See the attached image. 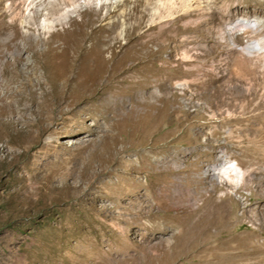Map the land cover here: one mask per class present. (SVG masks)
I'll return each instance as SVG.
<instances>
[{"label": "rangeland", "instance_id": "374dc122", "mask_svg": "<svg viewBox=\"0 0 264 264\" xmlns=\"http://www.w3.org/2000/svg\"><path fill=\"white\" fill-rule=\"evenodd\" d=\"M14 1L41 84L0 111V264H264V23L221 32L264 0Z\"/></svg>", "mask_w": 264, "mask_h": 264}, {"label": "bare ground", "instance_id": "6f19581e", "mask_svg": "<svg viewBox=\"0 0 264 264\" xmlns=\"http://www.w3.org/2000/svg\"><path fill=\"white\" fill-rule=\"evenodd\" d=\"M31 1L34 5H38L36 1ZM181 1L184 6V9H187L190 6V0ZM3 2L4 0H0V16L7 12L10 13L9 15L12 19L10 23V29L12 30V32L11 34H6L4 32L6 27H0V63H2V78H0V111L9 110L11 111V113H15V117L22 119V117H24L26 108L29 107V105H36L35 98L38 94L37 89L41 84V78L38 74L36 59H33V61H27L23 52H26L28 49H32V55L35 58V50L30 45L33 46L40 37L38 35V37H34L32 39H23L16 25V19L18 16L21 15L20 10H15L16 8H18V4L15 3L14 0H10L9 3L4 7V9H1V7L3 6ZM168 2V4L172 6L175 0H168ZM39 11L40 10L36 6L32 11V21H30L36 29L38 25V20L35 16L38 15ZM252 21L253 20L251 18H247V20L238 19L231 25H228V29L221 30L222 33L226 32L227 35L229 34V38L227 39L226 37L227 43L230 42L229 46L236 44L233 43L234 41H239L246 37V32L240 33L239 31H236L241 26H249L248 32L253 30L250 27ZM229 26L234 27L232 30H230ZM26 40H29L28 42L30 43V45L26 46L23 44ZM253 46L254 42L252 41L245 44L244 46L236 48L234 46L230 47L229 52L231 54H235L236 52L238 53V55H240L239 53H242L247 48ZM13 51H15L16 53L10 58L9 55ZM184 56H188L191 58L189 54L184 53L182 55V58ZM28 102L29 104H27Z\"/></svg>", "mask_w": 264, "mask_h": 264}, {"label": "clouds", "instance_id": "9594fccd", "mask_svg": "<svg viewBox=\"0 0 264 264\" xmlns=\"http://www.w3.org/2000/svg\"><path fill=\"white\" fill-rule=\"evenodd\" d=\"M104 2V0H95V4L97 7H99V5ZM239 19H245L247 20V18L241 17ZM253 21H255V23H252L250 25V27L252 29L256 28V25L258 23H264V18H251ZM234 26H229L230 30L233 29ZM248 27L249 26H241L238 31L240 33H245L248 31ZM256 47L259 50L258 53H256V55H261L264 54V37H261L259 40H257L256 42ZM184 59H190V57L188 56H184ZM175 86L179 87V83L175 82ZM215 172L217 174V178L219 183L224 184L225 182H227L228 184L232 185L234 189H238L243 181H244V176L246 175V172L244 169H242L238 162L235 160H229L226 163H224L220 168L215 169ZM234 194V193H233ZM225 195L224 192H220L218 193V197H223Z\"/></svg>", "mask_w": 264, "mask_h": 264}]
</instances>
